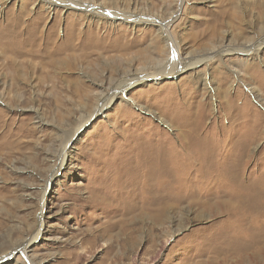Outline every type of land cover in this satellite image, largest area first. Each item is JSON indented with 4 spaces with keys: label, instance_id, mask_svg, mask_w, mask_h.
Here are the masks:
<instances>
[{
    "label": "rangeland",
    "instance_id": "374dc122",
    "mask_svg": "<svg viewBox=\"0 0 264 264\" xmlns=\"http://www.w3.org/2000/svg\"><path fill=\"white\" fill-rule=\"evenodd\" d=\"M42 1L0 0V264H264V0H130L175 50Z\"/></svg>",
    "mask_w": 264,
    "mask_h": 264
},
{
    "label": "bare ground",
    "instance_id": "6f19581e",
    "mask_svg": "<svg viewBox=\"0 0 264 264\" xmlns=\"http://www.w3.org/2000/svg\"><path fill=\"white\" fill-rule=\"evenodd\" d=\"M126 1H128V2H126ZM219 1H220L219 8H218L219 9V12L217 14H218V17L224 21L226 17L230 16L228 14V10H230L229 9V6L232 5V7H233V2H232L233 0H219ZM42 2H44L46 5L49 4L51 7H62L63 9H66V10H75V11L81 12V14H83L84 18H87L88 20L90 19V22L92 20H95V19H97L99 22H100V20H102V22H101L102 25H103V21L105 23L106 22H112L113 23V22H116V21H121V22L126 23V24H131L134 27H136L137 25H141V26H145V25L148 26L150 24L151 25H155V26L158 27V32L161 35L160 38H162L163 43L166 45L167 48H169L167 50H170V49H174L175 50L176 46H178V45H176L175 36L173 35L172 32H169L170 27L175 22V19L178 17V14H176V16H175V14H174V16L172 15V17H171L170 20H168V21L166 20L164 22H161V21H159L157 19L155 20L152 17H150V18L149 17L144 18L143 16H140L139 17V16L135 15L134 13L133 14H130L131 12L129 13V11H131L130 10L131 7L128 8L127 5L130 2V0H123V2H124L123 3L124 7H122L124 9L123 12L122 11L120 12V11H117V10L116 11H114V10L112 11L110 9H107V8L102 7V4H101L100 0H99V3H98V0H86L85 2L82 1V0H75L74 2H69L68 0H43ZM263 4H262V6H263ZM120 5H122V4H120ZM235 5H236V3H235ZM262 10H263V8H262ZM86 34H87V31H83L82 33L78 32L74 36V38H72V40H75V41L77 40L79 42L77 44H80V46H82L83 48H86L85 47L86 44H84V41L85 40L82 38ZM217 34H218V28L216 27L215 30L213 31V36H216ZM46 42L48 43L49 41H46ZM174 46H175V48H174ZM251 46H252V50H246V51H243V52H240V53L241 54H246V55L249 56L251 54L249 52H252V51H255L256 50V52H254V53H257L258 51L264 50V41H260L258 44H256V45L253 44ZM167 50H165V51H167ZM233 51H237V50H233V49L230 50L229 49V50H226V51H221L218 48H216V49H214L211 52V55H212V57H215L216 56V57H218L220 59V57L229 55V54L233 53ZM174 52H176L180 56L179 57L177 55L179 58H178L176 64H174L173 67L168 68L167 70L166 69L159 70V72H157V74H154V78L152 77L153 79H160V78L165 77V76L172 77V76L177 75L178 72H179V70L180 71L181 70H185V69H187V70H194L197 65H200L202 63H208L209 61H211L210 60L211 59L210 57H208L206 59H201V60L200 59L199 60H194L193 58L187 57V56L186 57H183V55L180 52V48L179 47H178V51L176 49V51H174ZM54 54H56V53H54ZM157 61L158 60H156V62ZM142 79H143L142 77L130 78V79H127V80L124 79L123 82H121L118 85H116V87L111 88L113 90H111L112 91L111 92L112 95L108 99V103L109 102L111 103L117 97V95H119V94H123L124 95V93L127 92V90L130 87H132L133 85H135L137 83H140L142 81ZM100 87H102V86L100 85ZM102 99H104V96L102 98L101 97L99 98L100 101H103ZM104 107H105V105L100 106L98 108V112L100 113ZM67 155H69V153L63 151V156L64 157L61 156V157H63L61 166L64 165V163L66 161ZM42 208H43V206H42ZM40 232H41V229L37 233L36 237L33 238L30 243H28V242L25 243V244L23 243L22 245H20V246L18 245L17 247H15L16 246L15 245L7 253H5L4 255L5 256H9L10 255L11 256V255H13L18 250H20V252H22L25 255L26 254V251L31 247V243H33L34 241L36 242L38 236L40 235Z\"/></svg>",
    "mask_w": 264,
    "mask_h": 264
}]
</instances>
